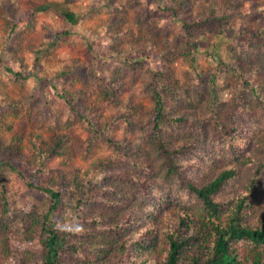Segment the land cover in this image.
Segmentation results:
<instances>
[{
    "label": "trees",
    "instance_id": "1",
    "mask_svg": "<svg viewBox=\"0 0 264 264\" xmlns=\"http://www.w3.org/2000/svg\"><path fill=\"white\" fill-rule=\"evenodd\" d=\"M74 1L11 0L5 8L20 7L19 14L7 18L0 0V76L22 84L44 81L36 71L48 61L44 46L26 70L7 64L2 48L44 12L60 16L66 35L80 29L85 18L70 9ZM186 1L175 0L173 11L166 6L163 14L177 15ZM201 1L207 4L182 23L172 42L156 40L157 19L142 36L135 31L139 21L114 20L111 27H120L117 58L130 47L120 62L128 80L117 76L95 87L76 67L52 71L50 136L29 130L13 139L27 140L30 177L5 158L9 144L0 140L6 153L0 152V264H264V42L241 55L231 46L219 60L220 69L241 81L230 106L219 102L213 75L204 85L181 87L171 63L181 57L194 65L199 35L225 33L232 12L248 0ZM180 38L188 45L174 48ZM135 82L149 102L139 115L132 102L131 111L119 110L124 90ZM2 102L13 110L22 106L8 96ZM241 116L251 127H239ZM144 122L148 135L136 139ZM82 150L77 163L73 155ZM9 171L51 196L45 212L12 208L1 182Z\"/></svg>",
    "mask_w": 264,
    "mask_h": 264
},
{
    "label": "rangeland",
    "instance_id": "2",
    "mask_svg": "<svg viewBox=\"0 0 264 264\" xmlns=\"http://www.w3.org/2000/svg\"><path fill=\"white\" fill-rule=\"evenodd\" d=\"M10 1L3 0V9H1L7 18L19 14L20 7L5 8ZM22 1L30 2V0ZM191 1L192 3L187 0L184 8L177 15H164L163 13H167V10L165 12L163 7L168 6L167 9H171L172 12V6L178 5L175 0H75L69 7L82 14L85 20L80 29L73 28L67 35L64 34L66 25L64 24L65 27L62 25L63 21L60 16L45 12L38 14L32 22L33 26L21 29L14 44L2 48V59L16 69L22 65L21 68L26 70L31 63L29 60L38 54L41 46H44L48 61L39 62L36 70L40 76L45 78L44 81L36 79L35 82H28L27 80L22 84L14 82L4 73L0 76V140L9 144L10 149H8V155H5V147L0 146L1 154L5 155L6 159H11L20 171L30 177L27 140L23 139L15 143L13 139L17 138L16 134L25 137L24 132L29 130H40L46 137L50 136L48 125L52 120L47 108H49V102L55 100V96H52L50 91L52 71L60 67L69 71L76 67L83 72L82 79L86 81L87 77L90 80L89 84L95 87L99 85L100 80L115 79L117 76L128 80L129 76L121 71L120 62H122L121 56H125L130 47L126 48L117 58L121 49L117 43L120 27L117 25L111 27L114 20L128 18L126 25H136L139 21V24L135 26V31L142 36L148 33L149 22L153 23L157 19L160 21L161 33L156 40L159 43L163 40L172 42L176 36L180 35L182 23L191 21L200 11L202 4H207L202 3L201 0ZM236 10L232 12L231 24L225 33L218 36L199 35L196 56L198 60L193 63L194 65L181 57L171 63L173 78L177 79L183 88L186 85H204V82L213 75L214 88L218 93L219 102L226 106L237 101L241 81L233 74L220 69L219 60L224 57L231 46L235 48V54L241 55L245 54L247 49L255 48L251 44L264 42V0H248L244 3L243 10ZM89 12L93 13L92 17L87 16ZM4 25V19H0V32ZM108 35L110 37H107ZM176 40L174 48L188 45L182 38ZM53 41L57 42L54 47L51 46ZM235 61L240 62V59L235 57ZM77 85L81 84L77 83ZM128 87L124 90L125 103L119 104L121 108L119 110L124 113L131 111L130 102H132L136 108L132 112L139 115L140 108L148 106L149 102L144 98V91L139 82ZM3 96L21 100L22 106L16 110L3 107ZM186 111L190 112V109ZM1 114L5 122H11V129L5 126ZM146 117L147 115H144L140 119H146ZM250 120L248 116H241L236 122L239 127H251ZM261 123L264 127V122L261 121ZM141 127L136 139L148 135L145 122ZM76 131L79 132V128H76ZM229 132L231 133L228 131L226 135ZM81 135L87 136V132ZM241 145L245 144L241 143ZM225 146H228V143ZM75 147L80 148L76 144ZM218 148L220 149L219 146ZM234 149L232 147L231 150ZM82 153L83 150L73 155L77 163L83 162ZM1 182L8 186L7 196L13 209L37 207L39 212L47 210L51 196L45 192L28 188L25 181L20 179L14 171H9L7 175L4 174ZM20 211L14 212L19 213ZM65 216L66 213L62 215L63 218H66ZM1 235L0 233V237ZM37 264L42 263L38 261Z\"/></svg>",
    "mask_w": 264,
    "mask_h": 264
}]
</instances>
